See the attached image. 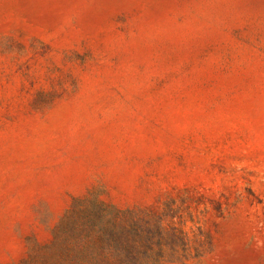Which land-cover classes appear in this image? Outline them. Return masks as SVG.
<instances>
[{
  "label": "rangeland",
  "instance_id": "374dc122",
  "mask_svg": "<svg viewBox=\"0 0 264 264\" xmlns=\"http://www.w3.org/2000/svg\"><path fill=\"white\" fill-rule=\"evenodd\" d=\"M0 264H264V0H0Z\"/></svg>",
  "mask_w": 264,
  "mask_h": 264
}]
</instances>
